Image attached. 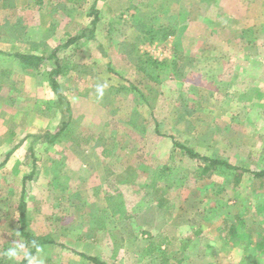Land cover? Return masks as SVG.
<instances>
[{"label":"rangeland","instance_id":"374dc122","mask_svg":"<svg viewBox=\"0 0 264 264\" xmlns=\"http://www.w3.org/2000/svg\"><path fill=\"white\" fill-rule=\"evenodd\" d=\"M94 2L58 3L53 43L74 34L78 20L80 31L91 26ZM39 5L29 23L43 28ZM9 7L0 11V35L19 16ZM94 7V37L57 54L69 65L57 80L72 113L54 143L24 137L54 133L68 119L49 81L45 91H0V163L25 138L0 167V264H19L33 249L20 230L22 198L25 231L54 242L38 245L29 264H92L78 253L107 264H161L162 254L171 264H264L256 249L264 183L244 172L236 184L222 169L201 177L203 164L173 144L264 169V0ZM138 20L160 28L156 41L138 39ZM162 25H177L178 35L163 38ZM52 62L23 77L36 82Z\"/></svg>","mask_w":264,"mask_h":264},{"label":"trees","instance_id":"16d2710c","mask_svg":"<svg viewBox=\"0 0 264 264\" xmlns=\"http://www.w3.org/2000/svg\"><path fill=\"white\" fill-rule=\"evenodd\" d=\"M87 0H66V2L73 4L77 7L82 6L83 4H85ZM98 0H95V2L93 3V5L91 6V13L93 14V19L91 21V26H88L86 28L83 29V31L78 32L77 34H75L74 36H71L68 38V40L66 41V43L60 47L58 46L57 48H55L48 56H39L36 54H24V53H17L14 54V57L19 59L24 66L26 67V69H33V70H37L40 68V66L43 64V62H46L48 60H52L53 62V67L51 68V70H48V79H49V84L51 89L53 90L54 94L57 96L58 98V105H66L65 108L63 109V111L65 113L68 114V119H64L60 125V128H58V130L56 132H46L45 134H26L24 137H32L33 141H37V140H44L46 142L49 143H54L62 134V132L67 128V126L69 125V121H70V115L72 113L71 110V104L69 102V100L67 99V97L63 94V92L61 91V86L57 80V77L60 76L61 74L65 73V69L69 67V65L64 64V65H59L57 63V59H58V52L61 49H64L66 46H68L71 42L80 40L82 38H93L94 34H95V27L96 24L99 20V12L95 9V4ZM21 22V20L19 21ZM15 23L14 26L6 27L5 30L9 31L7 35H15L19 32L22 31L23 27L21 26V23ZM19 23V24H18ZM135 27L138 30V39H143V40H150V42H154L157 40V38L153 37L155 32L159 33V29H157L156 27L152 26V23L150 22H140L139 20L134 23ZM165 29L167 28V31H163L162 37H166V36H177L178 35V30H177V25H170V27L164 26L162 25ZM172 26V27H171ZM174 26V28H173ZM142 41V40H139ZM11 135H15L14 131H11ZM22 139L20 142L16 143L13 148L6 153L5 159L0 163V167L3 166L4 164H6V162L8 161L9 157L12 155V153L15 151V149L25 140ZM175 147L181 148L183 150V153L185 155H187L188 157H190L193 160H197L199 161L201 164H203L200 168L199 171V175L201 177L206 176V175H211L213 174L216 170H226L229 171L231 173H234V178H235V183L238 184L241 181V178L243 176L244 172H249L253 175L254 178H257L261 181V183H264V169H259V170H248L242 167H239L235 164L230 163L229 161H226L222 158H218V157H209V156H204L201 153L195 151L193 148L188 147L185 144H182L180 142H173ZM29 176H24L23 177V183H26V180L30 177ZM24 189V188H23ZM20 230H21V234L23 236H25L27 238V240L33 244V249L30 250L20 261L19 264H29L30 262V258L34 255L36 247L38 245H44L47 243H54L53 240L49 237V236H37V237H33L29 232H26L25 228L27 225V203L24 200V198L21 199L20 201ZM231 235L233 236L234 230H230ZM259 251H264V235L261 237L258 247L256 248ZM79 255L83 256L84 258H86L87 260H89L90 263L92 264H107L106 262L102 261L101 259H99L96 256H91V255H87L84 253H78ZM162 261L161 264H171L170 263V258L169 256H167L166 254H162Z\"/></svg>","mask_w":264,"mask_h":264},{"label":"crops","instance_id":"0c3cea01","mask_svg":"<svg viewBox=\"0 0 264 264\" xmlns=\"http://www.w3.org/2000/svg\"><path fill=\"white\" fill-rule=\"evenodd\" d=\"M37 1L41 2V5L38 6V12H42V17H45L46 21L44 23L43 28H39L42 26V22L39 23V25L35 26V24H32L31 21L29 23V17L32 16V12L35 11L37 6H35V3ZM49 0H28L23 1V6L19 4V2H22L20 0H9V6L14 7L15 11H19V16L16 17L17 22L21 20V26L23 27L22 31L15 34V35H7L5 33L0 35V91H5L9 94L11 91L15 90H26V89H36L37 91H45L47 90V83L49 81L48 79V73L45 71V75H42V72H38L41 77L40 79L37 78L36 82H32V80L26 79L23 76H26L27 74L32 75L31 72H28L24 64L17 58L14 57V54L17 53H24V54H36L39 56H48L55 48L58 46L62 47L69 37L74 36L78 32H80V26L81 24L76 21L77 29L75 33L72 35L66 34L68 38L66 40H63V38L57 40V42L53 43V41L56 39V34H58V29L61 26L60 19H62V16L55 17L57 15V12H61L60 9L57 7L58 3H61L62 0H52L55 2V4H52V8H49ZM238 1V0H237ZM2 4L0 7V11L4 9H8L7 12H10V7L8 5L4 6L5 0H1ZM43 2V3H42ZM45 2V3H44ZM16 7V8H15ZM35 8V9H34ZM37 10V9H36ZM47 10L50 13H46ZM46 15V16H45ZM58 18V19H57ZM31 19V18H30ZM43 19V18H42ZM51 19V20H49ZM15 20V21H16ZM15 21H13L9 26H14ZM16 22V23H17ZM18 23V24H19ZM37 23V22H36ZM27 28V29H26ZM36 29L41 31L40 36H32V32H34ZM83 39V38H82ZM82 39L71 42L69 45L76 44L80 42ZM68 45V46H69ZM66 46L65 48H67ZM78 48H75L77 50ZM47 53V54H46ZM6 62V63H5ZM47 62V61H46ZM48 71V70H47ZM29 75V76H30ZM28 78V77H27ZM21 85V86H19ZM19 86V87H18ZM0 106V117L3 112H5V109H1Z\"/></svg>","mask_w":264,"mask_h":264}]
</instances>
